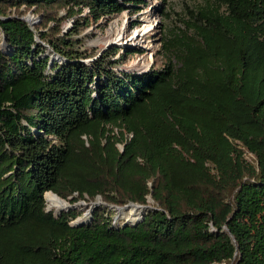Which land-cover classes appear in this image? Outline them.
Returning a JSON list of instances; mask_svg holds the SVG:
<instances>
[{"label":"trees","instance_id":"16d2710c","mask_svg":"<svg viewBox=\"0 0 264 264\" xmlns=\"http://www.w3.org/2000/svg\"><path fill=\"white\" fill-rule=\"evenodd\" d=\"M128 1L0 0V264H264V0L189 7L140 72L116 47L82 61L49 14ZM48 190L101 201L75 223ZM129 202L140 217L111 223Z\"/></svg>","mask_w":264,"mask_h":264},{"label":"rangeland","instance_id":"374dc122","mask_svg":"<svg viewBox=\"0 0 264 264\" xmlns=\"http://www.w3.org/2000/svg\"><path fill=\"white\" fill-rule=\"evenodd\" d=\"M201 1L143 0L135 2L129 0L124 2L125 5L119 12L103 15L96 20L84 16L85 7H82L80 11H75L73 15L67 14L62 6L54 7L49 14L57 17L56 26L61 32L65 33L73 26L78 28L76 32L71 33L76 38L75 47L88 53V56L80 58L82 61H89L98 56L101 51L107 52L112 47H116L117 50L109 56L110 59L116 60L113 67L124 71L140 72L149 67L161 65L162 56L159 44L162 32L176 31L177 26H182L180 18L186 17L187 9ZM18 9L30 25L34 24L46 31L52 29L50 28L54 25L52 19H45L41 15L44 9L41 11V8L23 7L22 5ZM9 11L16 12L13 7ZM75 18L78 20L77 23L73 20ZM43 52L46 53V50L43 49ZM243 156L246 159L252 157L249 152H244ZM61 199L69 203L64 210H76L80 216L87 214L96 203L101 201L99 196H95L94 199L79 198L70 201V195H68L66 199L62 197ZM146 200L150 201L148 197ZM44 202L45 208L53 209L45 199ZM117 209L119 208L116 207L111 216L113 224H117L115 218Z\"/></svg>","mask_w":264,"mask_h":264},{"label":"bare ground","instance_id":"6f19581e","mask_svg":"<svg viewBox=\"0 0 264 264\" xmlns=\"http://www.w3.org/2000/svg\"><path fill=\"white\" fill-rule=\"evenodd\" d=\"M44 194V193H43ZM44 199L48 203L49 206H52L56 213L57 211H61V209H66L69 206V203L64 201L63 199H59L55 194L51 192H46L44 194ZM119 209L115 218L117 223H131L136 221L140 215L142 214L145 205L143 204H133L129 203L126 206L118 207ZM88 217V213L82 216H79L74 221L75 223H80L86 221Z\"/></svg>","mask_w":264,"mask_h":264},{"label":"water","instance_id":"95a60500","mask_svg":"<svg viewBox=\"0 0 264 264\" xmlns=\"http://www.w3.org/2000/svg\"><path fill=\"white\" fill-rule=\"evenodd\" d=\"M5 17V16H4ZM23 18V17H22ZM24 19V18H23ZM26 21H27V19H25ZM28 22V21H27ZM29 23V22H28ZM30 24V23H29ZM119 148H121V145H119ZM48 191H50V190H48ZM44 192V191H43ZM51 193H53V194H55L54 192H52V191H50ZM59 199H61V197H59L57 194H55ZM42 196H43V193H42ZM129 203H134V202H129ZM129 203H125V204H122V205H120V206H117V208L118 207H121V206H126V205H128ZM138 204H140V203H138ZM144 205V204H143ZM146 205V204H145Z\"/></svg>","mask_w":264,"mask_h":264}]
</instances>
